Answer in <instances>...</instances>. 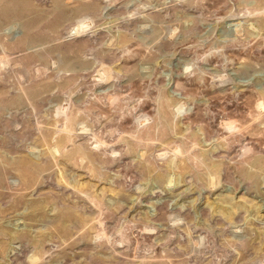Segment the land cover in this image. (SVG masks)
<instances>
[{
    "label": "rangeland",
    "instance_id": "obj_1",
    "mask_svg": "<svg viewBox=\"0 0 264 264\" xmlns=\"http://www.w3.org/2000/svg\"><path fill=\"white\" fill-rule=\"evenodd\" d=\"M0 264H264V0H0Z\"/></svg>",
    "mask_w": 264,
    "mask_h": 264
}]
</instances>
